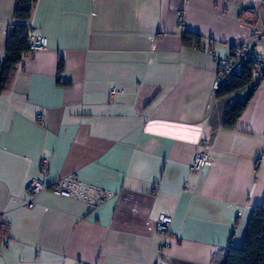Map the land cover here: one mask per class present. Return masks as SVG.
<instances>
[{
	"label": "crops",
	"instance_id": "obj_1",
	"mask_svg": "<svg viewBox=\"0 0 264 264\" xmlns=\"http://www.w3.org/2000/svg\"><path fill=\"white\" fill-rule=\"evenodd\" d=\"M15 6L0 0V58ZM249 7L254 25L240 18ZM29 25L47 46L24 53L0 93V264H217L220 249L240 246L264 200V81L218 95L211 51L255 42L264 0H37ZM196 151L212 164L191 171ZM71 174L113 195L95 207L27 192L33 178Z\"/></svg>",
	"mask_w": 264,
	"mask_h": 264
},
{
	"label": "trees",
	"instance_id": "obj_2",
	"mask_svg": "<svg viewBox=\"0 0 264 264\" xmlns=\"http://www.w3.org/2000/svg\"><path fill=\"white\" fill-rule=\"evenodd\" d=\"M37 0H16L13 13L14 22L9 26L5 41V56L0 58V93L5 91L13 80L17 65L21 62L23 54L28 52L29 25L33 5ZM240 18L249 24L258 22L255 7L245 8L240 13ZM185 40L192 42L200 36L189 30L183 32ZM233 48L231 52H235ZM256 63L248 60L243 71L233 77L230 83L217 91L218 95H225L239 91L249 85ZM63 68V59L59 62V73ZM252 93L245 100H236L228 108L223 127L232 129L247 107ZM8 226L0 223V239L7 233ZM217 264H264V200L254 207L248 223L247 231L240 246L229 244L220 249Z\"/></svg>",
	"mask_w": 264,
	"mask_h": 264
},
{
	"label": "built area",
	"instance_id": "obj_3",
	"mask_svg": "<svg viewBox=\"0 0 264 264\" xmlns=\"http://www.w3.org/2000/svg\"><path fill=\"white\" fill-rule=\"evenodd\" d=\"M182 19V16H179ZM257 40L251 44H244L238 47L235 52L226 55H219L215 51H211L212 57L217 65L216 87L219 90L227 86L234 76L239 75L243 71L244 64L248 60L256 63L252 72L249 85L254 89L264 81V29H255ZM47 46V38L42 32L31 30L29 32L28 52H36ZM38 114V118H41ZM212 159L209 154L196 151L189 162L191 171H198L203 167L210 166ZM37 169L42 174L49 171V163L46 158L40 160ZM51 189L67 197L83 200L92 206H99L103 201L113 195V193L101 186L90 184L84 181L78 174H71L65 178L56 180L51 184H47L40 178H33L28 184L27 192L34 198L42 191ZM33 202L29 203L32 206ZM172 227V218L168 215L161 217L156 224V230L159 235L160 253H164V249L171 244L170 232ZM9 242L5 240L2 245L8 246Z\"/></svg>",
	"mask_w": 264,
	"mask_h": 264
}]
</instances>
